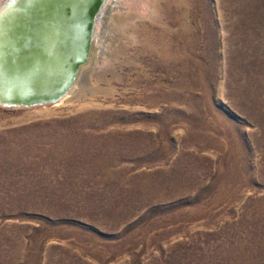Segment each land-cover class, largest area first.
<instances>
[{
    "label": "rangeland",
    "instance_id": "rangeland-1",
    "mask_svg": "<svg viewBox=\"0 0 264 264\" xmlns=\"http://www.w3.org/2000/svg\"><path fill=\"white\" fill-rule=\"evenodd\" d=\"M121 4L70 102L0 107V264H264V0Z\"/></svg>",
    "mask_w": 264,
    "mask_h": 264
},
{
    "label": "water",
    "instance_id": "water-1",
    "mask_svg": "<svg viewBox=\"0 0 264 264\" xmlns=\"http://www.w3.org/2000/svg\"><path fill=\"white\" fill-rule=\"evenodd\" d=\"M105 2H0V107L52 106L67 96L89 61Z\"/></svg>",
    "mask_w": 264,
    "mask_h": 264
},
{
    "label": "bare ground",
    "instance_id": "bare-ground-1",
    "mask_svg": "<svg viewBox=\"0 0 264 264\" xmlns=\"http://www.w3.org/2000/svg\"><path fill=\"white\" fill-rule=\"evenodd\" d=\"M121 1H123V0H106V2L103 4V6H102V8H101V10H100V16H99V18L96 20V22H95V28H94V36H93V38H92V46H91V51H90V55H89V61H90V59H91V66H93V68H94V65L95 64H97V61H98V57H99V55H100V51H99V49H100V43L102 42V39L104 38L102 35H104L103 34V32L100 34V36L98 37V28L99 29H101V26H102V24H103V22L106 20V17H107V15L110 13V12H113L115 9H118V8H120V10H123L122 9V4H121ZM119 10V9H118ZM104 15V16H103ZM102 16H103V20L102 21H100L101 20V18H102ZM96 43H97V45L99 46V47H97L96 48ZM98 49V50H97ZM89 61H88V63H89ZM88 63L85 65V66H83L82 68H81V70H80V72H79V75L77 76V78H76V81H75V83H74V86H73V88L71 89V91L68 93V95L67 96H65L59 103H64V104H66V103H68V102H70L71 100H72V98L74 97V95H75V93H76V91H75V89H74V87H75V85H77L78 87H80V88H82V84L80 83V73H81V71H83L84 69H87V68H89L87 65H88ZM87 67V68H86ZM83 69V70H82ZM83 77V76H82ZM81 77V78H82ZM79 78V79H78ZM58 103V104H59Z\"/></svg>",
    "mask_w": 264,
    "mask_h": 264
},
{
    "label": "snow or ice",
    "instance_id": "snow-or-ice-1",
    "mask_svg": "<svg viewBox=\"0 0 264 264\" xmlns=\"http://www.w3.org/2000/svg\"><path fill=\"white\" fill-rule=\"evenodd\" d=\"M29 44H30V41H26V43H25V47H28Z\"/></svg>",
    "mask_w": 264,
    "mask_h": 264
}]
</instances>
